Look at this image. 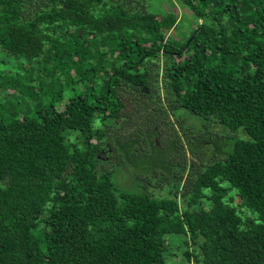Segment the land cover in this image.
<instances>
[{"label": "trees", "instance_id": "1", "mask_svg": "<svg viewBox=\"0 0 264 264\" xmlns=\"http://www.w3.org/2000/svg\"><path fill=\"white\" fill-rule=\"evenodd\" d=\"M181 1L204 19L184 41L144 0H0V49L29 61L0 72V264H174L173 235L178 264H264V0ZM162 58L168 100L246 134L183 203L96 169L111 150L132 160L107 129Z\"/></svg>", "mask_w": 264, "mask_h": 264}, {"label": "rangeland", "instance_id": "2", "mask_svg": "<svg viewBox=\"0 0 264 264\" xmlns=\"http://www.w3.org/2000/svg\"><path fill=\"white\" fill-rule=\"evenodd\" d=\"M144 3L156 13H177L178 22L167 34L179 41H184L193 28L204 21L183 5L181 0H144ZM28 63L27 58L7 57L0 49V72L19 75L16 72L22 71L21 67H29ZM30 66L35 70L39 68L37 62H32ZM149 67L152 70L151 77L155 78L151 88L124 84L119 96L125 102V107L119 113V118L107 129L112 149L116 137L135 141V147L131 149L132 160H128L117 149L112 151L109 148L110 153L102 154V161L96 169L114 171L116 181L123 187L139 189L140 185L145 184L153 195L163 197L178 194L183 203L181 190L186 180L194 178L208 165L222 159L230 147L226 144L231 136L246 137V134L242 130L231 131L214 117L202 118L191 114L173 100H168L163 58L150 60ZM0 98H3L1 93ZM58 108H63V105ZM169 166L173 171L169 170ZM181 175L182 179L177 180ZM223 184L226 186L228 182ZM172 237L177 239H173L167 252L168 260L178 264L183 259L185 247L179 245L184 235Z\"/></svg>", "mask_w": 264, "mask_h": 264}, {"label": "water", "instance_id": "3", "mask_svg": "<svg viewBox=\"0 0 264 264\" xmlns=\"http://www.w3.org/2000/svg\"><path fill=\"white\" fill-rule=\"evenodd\" d=\"M192 40V38H190V40L186 43L185 49L188 47V45L190 44V41Z\"/></svg>", "mask_w": 264, "mask_h": 264}]
</instances>
